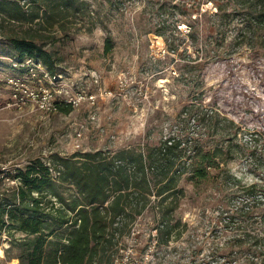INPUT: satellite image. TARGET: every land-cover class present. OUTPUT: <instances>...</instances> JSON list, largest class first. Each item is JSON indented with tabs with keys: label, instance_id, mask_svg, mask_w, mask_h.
Segmentation results:
<instances>
[{
	"label": "rangeland",
	"instance_id": "1",
	"mask_svg": "<svg viewBox=\"0 0 264 264\" xmlns=\"http://www.w3.org/2000/svg\"><path fill=\"white\" fill-rule=\"evenodd\" d=\"M237 1L83 0L84 10L54 27L46 13L32 23L0 15V192L19 186L20 170L53 155L153 146L171 131L205 150L233 145L235 156L226 167L230 175L240 188L264 186V39H238L249 12ZM22 4L37 12L29 1ZM224 12L230 15L226 22ZM24 33L39 38L52 54L61 76L57 90L96 96L95 103L86 100L68 114L61 108L55 114L37 109L26 91L38 82L11 65L17 53L8 37ZM207 110L220 115L213 126L185 119L186 112ZM224 133L231 134L226 143ZM180 187L186 192L175 214L181 226L169 243L138 244L133 254L121 251L103 264H209L213 247L233 235L222 215L225 193L214 181L196 189L189 174ZM243 194L241 189L239 197ZM1 199L0 194L4 204ZM153 217L151 208L138 218L133 239ZM253 226V232H264L260 224ZM236 228L235 233L245 231L243 225ZM12 234L0 235V264H20L26 235ZM127 242L129 248L135 243L131 238L121 243Z\"/></svg>",
	"mask_w": 264,
	"mask_h": 264
},
{
	"label": "trees",
	"instance_id": "2",
	"mask_svg": "<svg viewBox=\"0 0 264 264\" xmlns=\"http://www.w3.org/2000/svg\"><path fill=\"white\" fill-rule=\"evenodd\" d=\"M27 1L37 12L31 14L25 8L22 2ZM237 5L249 12L238 39H264V34H259L260 27L264 29V0H238ZM82 10L83 0H0L2 17L32 23L47 14L52 27ZM221 17L226 22L230 15L224 12ZM8 41L17 53L13 59L41 60L56 76L53 56L39 44V38L24 33L9 36ZM72 110L61 108L67 114ZM219 116L212 110L200 114L190 111L185 119L203 127L206 123L213 126L212 120ZM222 135L224 143L230 141L227 137L231 134ZM196 144V140L184 142L171 131L153 146L71 157L53 155L47 162L37 161L18 172L19 186L0 192L4 201L0 204V235L13 236L12 231L26 235L19 246L20 264H103L121 251L131 250L133 254L138 244L147 243L146 248L155 240L157 246L166 245L181 226L175 214L186 197L180 182L189 174L196 189L214 181L225 193L222 215L233 235L213 247L208 263L264 264V232L250 229L255 224L264 227V186L240 188L230 175L226 167L235 156L233 145L205 150ZM212 170L218 171L216 176ZM241 189L243 197H239ZM151 208L153 219L147 226L144 223L146 229L133 239L138 218ZM238 225L245 227L243 234L235 233ZM130 238L135 242L132 247L129 242L122 245V240Z\"/></svg>",
	"mask_w": 264,
	"mask_h": 264
},
{
	"label": "built area",
	"instance_id": "3",
	"mask_svg": "<svg viewBox=\"0 0 264 264\" xmlns=\"http://www.w3.org/2000/svg\"><path fill=\"white\" fill-rule=\"evenodd\" d=\"M11 65L14 70L28 74L32 80L38 82V87L35 89L28 88L26 93L28 99L33 102V104H36L37 109L43 113L55 114L63 106L76 109L86 100L95 103L96 96H87L81 92L74 96H65V92L57 90L55 82L58 80V77L61 76L52 75L41 60L29 57L21 61L13 59ZM10 83L14 84V80L11 79ZM14 97L17 98V95L14 94ZM7 105L8 107L11 106L10 102ZM78 135L81 137L82 134L79 133Z\"/></svg>",
	"mask_w": 264,
	"mask_h": 264
}]
</instances>
